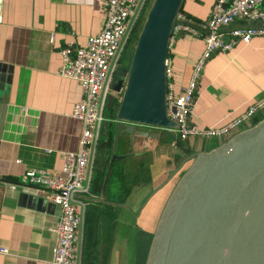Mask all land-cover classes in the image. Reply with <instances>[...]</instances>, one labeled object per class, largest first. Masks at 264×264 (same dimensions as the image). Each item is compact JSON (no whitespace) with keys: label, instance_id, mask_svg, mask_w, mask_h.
Instances as JSON below:
<instances>
[{"label":"crops","instance_id":"crops-1","mask_svg":"<svg viewBox=\"0 0 264 264\" xmlns=\"http://www.w3.org/2000/svg\"><path fill=\"white\" fill-rule=\"evenodd\" d=\"M105 1L0 0V247L9 252L0 254V264H51L53 260L59 208L50 201L46 189L24 184L22 179L32 169L60 174L64 154L79 148L83 127L71 112L85 94L78 82L59 75L60 51L83 47L87 39L101 32L106 20ZM215 1L185 0L180 13L191 25L201 26ZM246 26L238 20L220 34L227 41L232 31ZM203 51L200 39L184 33L177 36L167 56L176 94L186 87ZM262 97L264 36L248 42L237 40L231 50L216 52L206 61L190 107L189 124L198 130L220 129ZM106 111L100 148L104 150L107 195L102 193L104 187L96 193L99 199L92 205L93 219L101 223L105 213L107 225L100 229L114 230L119 215L131 212L136 229L153 234L194 157L224 141L201 137L181 140L175 130L157 129L150 131L157 135L154 139L121 135L113 153L117 124L112 121V109ZM262 120L264 108L237 132ZM112 156L118 158L111 163ZM113 195L115 201L109 202ZM79 208L82 213L83 208ZM113 230L110 236L103 234L104 247L97 248L101 264H109L112 254H117ZM78 235L79 252L82 232Z\"/></svg>","mask_w":264,"mask_h":264},{"label":"water","instance_id":"water-1","mask_svg":"<svg viewBox=\"0 0 264 264\" xmlns=\"http://www.w3.org/2000/svg\"><path fill=\"white\" fill-rule=\"evenodd\" d=\"M184 1L151 0L144 13L130 63L107 99L117 124L113 153L121 135L154 139L145 127L178 128L166 113L165 64ZM145 264H264V120L194 157L162 211Z\"/></svg>","mask_w":264,"mask_h":264},{"label":"built area","instance_id":"built-area-1","mask_svg":"<svg viewBox=\"0 0 264 264\" xmlns=\"http://www.w3.org/2000/svg\"><path fill=\"white\" fill-rule=\"evenodd\" d=\"M151 0H106V20L98 35L87 39L83 47H67L60 51V76L78 82L85 94L83 101L74 105L71 117L82 123V134L76 152L65 153L60 174L28 170L22 183L41 187L49 192L50 201L58 206L59 223L55 229L57 242L51 264H78V237L82 227V213L86 203L79 197L90 192L89 168L100 132L106 121L105 110L111 94L112 78L116 65L129 41L135 26L141 20ZM246 23L230 33L225 41L220 31L236 21ZM264 0H216L206 23L191 25L179 13L169 37L168 51L178 35L184 33L204 43V51L194 65L190 79L181 93H175L173 72L168 59L165 64L166 113L178 128L181 140L191 137L230 139L242 126L264 108V97L257 100L239 118L220 129L198 130L189 124L190 107L206 61L216 52H228L237 40L248 42L264 36ZM203 31H205L203 33ZM147 131L157 130L145 127ZM0 247V254H8Z\"/></svg>","mask_w":264,"mask_h":264},{"label":"rangeland","instance_id":"rangeland-1","mask_svg":"<svg viewBox=\"0 0 264 264\" xmlns=\"http://www.w3.org/2000/svg\"><path fill=\"white\" fill-rule=\"evenodd\" d=\"M143 18L144 15L142 16L141 20L138 22V25L135 26V29L133 30L129 41H127L125 49L121 54L119 61L116 65L115 71L120 68L123 69L125 67H128L130 63L129 55L135 46L136 36L138 30L140 29L143 23ZM106 113L107 111L105 110L104 113L105 118L108 117V114ZM100 143H101V136L98 139L97 146L94 154L92 155L91 164L89 168L90 192L86 196V200H85L86 206L82 210V214H83L82 227L79 232H82L83 240L80 245V250L78 252V264H101V259L97 258L98 253L95 252V248L96 247L99 248L100 245H103L104 247L103 239L105 236L102 238L100 234L98 237L96 231V233L91 237V241H88L86 234L87 229H83L85 228L84 220L87 219L88 216L89 217L93 216L94 203L96 202L97 199H99L96 193L101 192L102 188L104 187V181L107 174V171L105 170L106 165L104 166L103 169L104 171H102V167H103L102 158L104 155V150L100 148ZM104 206L105 205L100 207H102L103 209ZM100 211L102 210L100 209ZM120 215L118 218L119 223L117 224L116 229L114 230L112 229L113 233L115 232L114 252L116 251L117 254L112 252L113 254L111 256V260L109 264H135V254H136L135 239H136L137 231H139V229H136V217H133L131 212H127V213L125 212V214H120ZM112 230L107 229L106 235L110 236Z\"/></svg>","mask_w":264,"mask_h":264},{"label":"trees","instance_id":"trees-1","mask_svg":"<svg viewBox=\"0 0 264 264\" xmlns=\"http://www.w3.org/2000/svg\"><path fill=\"white\" fill-rule=\"evenodd\" d=\"M106 189H107V186L104 187V190H102V193L107 195ZM114 198H115V196L113 195V199H111L109 202H114L115 201ZM100 212H97V213L100 214ZM102 217L103 218H101V220H102L101 223L98 221V219H97V222L93 219V218H95L94 215L92 217L88 216L87 219H85V228L84 229H87L86 234H87L88 241H91V237L96 233V231H97L98 237L100 234H102L101 236H103V234L106 232L107 229H100L101 226L107 225V222L104 219V217H106V215L103 212H102ZM152 236H153V234L148 233V232H144L143 230L137 231V235H136V239H135V245H136L135 264H145L147 254H148V250L150 247V243L152 240ZM98 251L99 250L96 247L95 252L97 253Z\"/></svg>","mask_w":264,"mask_h":264},{"label":"flooded vegetation","instance_id":"flooded-vegetation-1","mask_svg":"<svg viewBox=\"0 0 264 264\" xmlns=\"http://www.w3.org/2000/svg\"><path fill=\"white\" fill-rule=\"evenodd\" d=\"M126 68V67H125ZM125 68H123V69H118V70H116L115 72H114V74H113V78H112V82H114V80L116 79V77H117V75L120 73V72H122Z\"/></svg>","mask_w":264,"mask_h":264},{"label":"bare ground","instance_id":"bare-ground-1","mask_svg":"<svg viewBox=\"0 0 264 264\" xmlns=\"http://www.w3.org/2000/svg\"><path fill=\"white\" fill-rule=\"evenodd\" d=\"M143 220V219H142Z\"/></svg>","mask_w":264,"mask_h":264}]
</instances>
